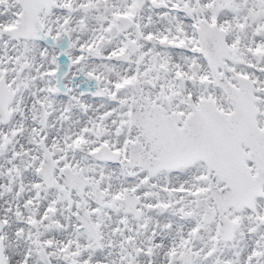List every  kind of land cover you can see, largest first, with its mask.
<instances>
[{"label": "snow or ice", "instance_id": "obj_1", "mask_svg": "<svg viewBox=\"0 0 264 264\" xmlns=\"http://www.w3.org/2000/svg\"><path fill=\"white\" fill-rule=\"evenodd\" d=\"M0 264H264V0H0Z\"/></svg>", "mask_w": 264, "mask_h": 264}]
</instances>
